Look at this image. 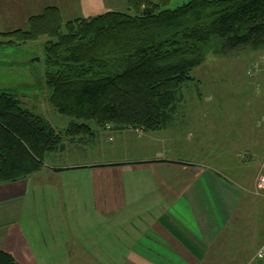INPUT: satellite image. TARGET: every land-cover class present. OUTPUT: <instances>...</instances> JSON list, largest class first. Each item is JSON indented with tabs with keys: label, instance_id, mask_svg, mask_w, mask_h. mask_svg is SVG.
I'll return each instance as SVG.
<instances>
[{
	"label": "crops",
	"instance_id": "crops-1",
	"mask_svg": "<svg viewBox=\"0 0 264 264\" xmlns=\"http://www.w3.org/2000/svg\"><path fill=\"white\" fill-rule=\"evenodd\" d=\"M17 1L0 0L2 12L14 13ZM56 1L62 16L63 4L76 2L75 19L118 11L119 2ZM28 10L26 19L37 14V8ZM183 102L167 129L98 130L91 124L94 139L67 140L40 172L0 185V248L19 264H216L212 254L234 252L235 236L247 245L260 230L247 222L246 186L212 166L169 157V144L198 132L181 126L188 119L185 113L179 118ZM150 142L164 152L152 155ZM131 144L139 146L134 156ZM238 259L235 264L247 262Z\"/></svg>",
	"mask_w": 264,
	"mask_h": 264
},
{
	"label": "trees",
	"instance_id": "trees-1",
	"mask_svg": "<svg viewBox=\"0 0 264 264\" xmlns=\"http://www.w3.org/2000/svg\"><path fill=\"white\" fill-rule=\"evenodd\" d=\"M128 0L129 12L108 11L63 25L58 7L32 16L11 37L46 46L45 85L53 107L73 121L65 131L0 91V185L40 172L65 141L95 138L111 126L145 133L167 129L193 70L213 41L222 50H264V0ZM66 33H63V28ZM7 36V35H6ZM0 264H19L0 248Z\"/></svg>",
	"mask_w": 264,
	"mask_h": 264
},
{
	"label": "rangeland",
	"instance_id": "rangeland-1",
	"mask_svg": "<svg viewBox=\"0 0 264 264\" xmlns=\"http://www.w3.org/2000/svg\"><path fill=\"white\" fill-rule=\"evenodd\" d=\"M35 1L18 0L14 13L10 10L12 13L8 15L2 12L0 6V91L15 93L25 108L46 117L60 131H65L73 121L84 122L61 115L49 101L45 85V49L49 41L56 39L42 36L34 42H22L17 37L8 36L18 30L28 29V22L32 17L26 19L27 14L31 13L28 8H37L36 15H39L48 7L58 6L56 0H37L41 2L39 6L34 5ZM173 1L171 9L178 8L189 0ZM63 5V25L80 16L75 12L76 2L72 1L71 7L65 3ZM115 7L120 12H129V6L124 0H119ZM32 15L36 16L35 12ZM66 31L64 27L63 33ZM222 48L219 39L213 41L203 64L191 74L194 81L184 87V102L179 118L185 113L188 119H181V123H185L181 126H185V131L193 128L198 132L184 133L179 136L178 141L169 144V157L178 154L184 161L212 166L229 180L246 186V206L249 210L247 222H256L258 225H253L260 232L254 239L250 235L246 236L248 246L240 244V237L235 236L231 244L232 251L237 253L218 252L211 257L220 261L216 264H235L240 256L247 260L245 264H262L256 262L253 256L256 248L264 243V193L256 187L258 177L264 173V71L249 76L248 69L251 61L264 56V50L256 52L244 49L231 54L224 52ZM214 135L216 139L213 140L211 137ZM153 136L159 138L162 135L156 133ZM227 137L229 140H226ZM237 138H242L241 142H236ZM188 141L191 145H188ZM230 143L232 146L225 147ZM161 145L150 142L152 155L164 152ZM138 148L139 146L131 144L129 152L134 156L137 153L134 151ZM118 150L124 151L123 148ZM188 151L189 154H185ZM254 197L258 200L254 201ZM240 245L243 246L242 249ZM221 257H225L224 263ZM168 264L177 263L171 261Z\"/></svg>",
	"mask_w": 264,
	"mask_h": 264
},
{
	"label": "built area",
	"instance_id": "built-area-1",
	"mask_svg": "<svg viewBox=\"0 0 264 264\" xmlns=\"http://www.w3.org/2000/svg\"><path fill=\"white\" fill-rule=\"evenodd\" d=\"M264 71V56L258 58L250 64L248 69L249 76H255ZM257 190L264 193V173L261 174L256 183ZM255 259L259 262H264V243L259 247L256 252Z\"/></svg>",
	"mask_w": 264,
	"mask_h": 264
}]
</instances>
